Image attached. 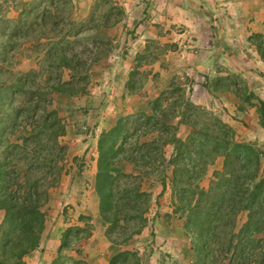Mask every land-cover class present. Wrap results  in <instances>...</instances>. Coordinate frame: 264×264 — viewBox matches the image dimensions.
Returning <instances> with one entry per match:
<instances>
[{
  "label": "trees",
  "instance_id": "1",
  "mask_svg": "<svg viewBox=\"0 0 264 264\" xmlns=\"http://www.w3.org/2000/svg\"><path fill=\"white\" fill-rule=\"evenodd\" d=\"M101 5L108 10L101 12ZM13 6L15 18L2 16L0 9V264H25V257L40 248L47 217L43 207L60 183L67 157L62 143L66 114L85 111L71 101L89 86L91 57L85 49H103L97 41L84 40L126 18L124 7L113 0H100L84 20L74 17L72 0H20ZM256 37L264 62L262 39ZM19 48L28 49L36 68L15 71ZM136 71L127 84L130 93L138 91ZM218 81L226 85L214 83L209 89L231 91L242 103L250 99L260 122L264 119V100L251 101L253 94L246 90V97L227 77ZM60 96L70 99L63 107L55 103ZM148 106V111L118 118L98 138L94 188L112 252L107 264H142L128 245L148 228L150 195L143 186L154 177L162 195L170 170L174 213L183 219L192 264H264V152L240 141L218 114L188 102L173 83ZM181 126L191 130L185 138L179 136ZM218 159L221 169L203 186L208 167ZM242 213L247 219L238 226ZM78 223L62 233L50 264H91L82 244L92 236V218L80 215Z\"/></svg>",
  "mask_w": 264,
  "mask_h": 264
},
{
  "label": "rangeland",
  "instance_id": "2",
  "mask_svg": "<svg viewBox=\"0 0 264 264\" xmlns=\"http://www.w3.org/2000/svg\"><path fill=\"white\" fill-rule=\"evenodd\" d=\"M16 1L18 4L20 0H0L2 16L16 17L13 6ZM113 1L124 7L126 18L105 34L84 40L97 41L103 49H95L94 45V49L92 45L88 46L90 49H85L87 57H91L89 86L85 95L71 98L76 107L85 111H78L74 116L65 113L67 132L62 143L68 151L65 162L61 164L64 171L58 187L52 191L50 200L43 207L47 217L41 246L25 257V264H48L56 254L62 233L69 226L78 225L80 215L90 216L95 230L94 238L82 244L90 263H108L112 252L105 238L106 228L99 219L94 183L98 138L118 118L148 111V103L172 83L182 89V95L188 102L206 107L221 118L227 115L225 107L231 105L235 113L238 112L235 108L249 107L250 99L248 103L238 104V99L232 94L230 99L224 98L225 91L212 92L209 89L212 84L226 85L218 81L219 77H227L229 83L246 97L249 96L245 91H250L253 94L251 101L264 97V66L257 63L260 41L252 33L251 22L246 15L247 7L236 5L232 0H220L221 5L204 7L198 4L193 7L195 11L202 12L205 19L198 16L193 18L184 0ZM98 2L100 0H72L74 17L86 19ZM108 8L107 5H101L100 10L104 12ZM261 39L264 47L262 36ZM216 45L218 47L214 49ZM26 50L18 49L14 60L15 71L27 72L36 68L27 58ZM98 50L100 53L93 56ZM135 67H138L137 71ZM134 71L133 83L138 91L130 93L127 84ZM68 73L65 72V79ZM69 100L66 96H60L55 103L63 107ZM248 113L244 116L247 122L240 121L238 124L237 138L253 142L264 152V129L257 122V114L252 109ZM261 123H264V119ZM190 131L189 128L180 130L179 136L185 138ZM165 152L169 158L173 148L166 147ZM219 165L216 163L208 167L203 186L209 184ZM125 170L130 173V166ZM168 177V187L162 195L161 186L154 177L145 180L143 186V190L150 195L148 228L141 235L134 236L128 245L130 251L139 253L142 264H160L164 255L170 256L166 252L158 254L156 245V238L159 237L161 242L162 238L173 236L172 232L166 230L170 223L177 239L187 243L190 241L186 239L183 219L174 213L171 170ZM3 218L4 212L0 211V222ZM246 219V213L240 214L238 226Z\"/></svg>",
  "mask_w": 264,
  "mask_h": 264
},
{
  "label": "crops",
  "instance_id": "3",
  "mask_svg": "<svg viewBox=\"0 0 264 264\" xmlns=\"http://www.w3.org/2000/svg\"><path fill=\"white\" fill-rule=\"evenodd\" d=\"M232 1H233V3H236V5H240V6L248 8V10H247L248 13H246V15H248V20L251 22L250 27L252 29V33L258 34V35L262 36L264 39V0H232ZM184 2H185L187 9L189 11H191V13L193 14L192 15L193 18H196L198 16V17H203L205 19H206V16L202 15V12L195 11L193 9V7H196L198 4H199V6H204V7L209 6V5H221L222 4V2H220V0H184ZM199 9L201 11L203 10V9H201V7ZM217 47H218V45L214 46L213 48L217 49ZM258 57H259V59H258L257 63L264 66V62H262L260 56H258ZM208 62H209V60H207V63ZM210 90L212 92H215L212 89H210ZM225 93H226V95H224V98L228 97L231 99V94H232L234 97H236L238 99V104H240V99L233 92L226 91ZM260 98L262 100H264V97H260ZM225 108L227 109V113H226L227 115H225V114L222 115V118L224 119V121L226 123H228L236 131V134H239L238 124H240V121H243L245 123L247 122L245 120L244 116L245 115L247 116L249 114L248 113L249 110H251V109L254 111V113L257 114V118H258L257 122H259L260 128L264 129V125L260 122L259 114L257 113V108L255 106H249V107L244 108L243 110L235 108L238 110V112H235V113L232 111L231 105H229L228 107H225ZM183 129L185 130V129H187V127L181 126L180 130H183ZM217 164L218 165L220 164L217 169H221V167H222L221 159L217 160ZM161 228L165 229L164 227H161ZM172 229H173V226L170 223V225H168V229H166V230H168L169 233L172 232V234H173L172 237H169L168 239L162 238L161 242H159V237H158V239L156 238V245L159 248L158 254H160L161 252H166L167 254L170 255L169 256L170 258L164 255L160 264H167V263L170 264V262H172V261H176V262H178V264H192L194 257H193V251L191 249L190 241H188V243H187V241L184 242L183 240L177 239L173 233L174 229L173 230ZM174 232H175V230H174ZM94 233H95V230H93L92 236L89 239H87L86 241L93 239L95 236ZM186 239L189 240L188 238H186ZM176 242H178V244ZM176 246H178V247H176ZM179 246H181V247H179ZM57 250H58V248H57ZM177 251H178V253H177ZM56 253H57V251H56ZM42 254H46V252H42ZM55 255L53 256V258L51 260L54 259ZM156 258H159V257L156 256ZM166 259H167V261H166ZM51 260L48 261V264H50ZM104 264H106V263H104Z\"/></svg>",
  "mask_w": 264,
  "mask_h": 264
}]
</instances>
